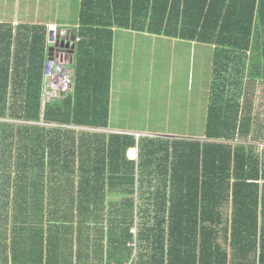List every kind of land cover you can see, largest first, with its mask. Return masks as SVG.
<instances>
[{
    "label": "trees",
    "instance_id": "trees-1",
    "mask_svg": "<svg viewBox=\"0 0 264 264\" xmlns=\"http://www.w3.org/2000/svg\"><path fill=\"white\" fill-rule=\"evenodd\" d=\"M79 18L74 90L61 104L45 106L42 119L46 122L107 125L114 28L215 45L206 141L139 140L140 166L147 168L155 161L164 177L160 182L147 180L156 187L151 197L154 208L145 207L140 213L144 220L140 237L145 235L152 251L145 262L140 256V264H203L201 255L191 252L193 244L198 235L213 238L226 230L222 224L228 207L231 234L254 236L260 204L264 213V150L259 153L256 145L264 143V0H81ZM31 67L24 69L27 76L11 80V88L7 67L4 92L12 93L8 107L13 109L15 103L21 107V114L12 110L13 115L38 121L41 70L39 66L35 74L36 68ZM16 70L19 67L12 72ZM54 131L51 138L38 131L33 151L55 144L56 154L67 152L59 143L63 132ZM129 154L133 156L134 150ZM168 166L169 185L161 173ZM119 180L134 183L133 177ZM166 220L170 244L165 247L162 225ZM210 224L213 227L206 228ZM117 236L122 253L131 238L129 226H123ZM214 264H224L221 253Z\"/></svg>",
    "mask_w": 264,
    "mask_h": 264
},
{
    "label": "crops",
    "instance_id": "crops-1",
    "mask_svg": "<svg viewBox=\"0 0 264 264\" xmlns=\"http://www.w3.org/2000/svg\"><path fill=\"white\" fill-rule=\"evenodd\" d=\"M80 7L81 0H0V264H121L124 261L128 264H140L141 255L143 262L149 260L147 253L152 250L145 235L143 239L140 237L144 221L140 213L145 207L154 208L151 197L156 187L149 185L147 180L160 182L164 177L159 174L155 161L147 168L140 166L139 140L154 138L206 141L204 133L199 138L144 136L139 132L141 130L130 128L128 123L119 124L116 116L122 114V97L126 93L125 80L119 67L120 62L127 60L123 54L125 46L116 45V39L122 40L130 36L140 39L169 38L123 28L113 29L106 126L46 122L42 119L43 112L52 100L43 103L40 99L41 120H25L12 114V110L15 114H21V107L16 103L13 109L8 107L13 99L12 93L4 92L6 68L9 67L8 84L11 88L13 78L18 77L20 80L21 76L26 75L25 68L31 65V68H36L35 74H38L40 66L41 93L45 64L49 59L48 47L52 45L49 40V25H56L62 34L66 31L75 32L74 64L79 40ZM170 39L175 42L177 52L190 53L191 70L192 53L199 44H205L210 50L212 58L206 87L209 98L215 45L183 38ZM64 57L68 60V55ZM17 67L19 70L12 72ZM66 67L72 74V89L68 94L71 95L74 90L75 66L72 69ZM37 129L50 138L55 137L54 130L60 129L63 132L60 137L63 138L59 143L68 151L56 154L55 144L44 146L45 142L42 149L33 151ZM27 143L30 144L29 147L24 146ZM256 145L261 153L264 143ZM131 149L134 150L133 156L129 154ZM161 173L166 176L165 181L169 185L171 168L168 166L166 173ZM131 177L134 183L118 182L120 178L128 180ZM140 180L143 182L140 183ZM93 185L97 190L93 189ZM165 194H170L169 188ZM75 195L77 199L81 196L76 203L73 198ZM28 200L36 207L40 200L46 217L39 219L32 212L29 215ZM260 207L261 204L254 236H246L245 233V236L231 234V221L227 219L231 216V207H228L229 214L224 209L226 220L222 224L226 230L219 231L218 236L213 238L201 239L198 235L193 244L196 247L191 252L196 251L198 256L200 254L203 264H214L220 253L224 264H264V213H261ZM167 215L168 212L165 213L166 218ZM78 217L79 222L84 221L87 228L92 225L90 228L94 229L93 236L97 245L91 250L90 245L84 243L86 240L91 244L90 231H83L82 247L85 251L74 261L73 251L71 247H66L68 242L66 245L64 237L71 234L65 231L66 224L78 222ZM126 225L129 226L131 238L126 241L120 253L117 235ZM169 227L170 221L166 220L162 225L165 247L170 244ZM201 227L199 225L198 229ZM210 227L213 226L206 225V228ZM120 255L122 260L116 263L120 260Z\"/></svg>",
    "mask_w": 264,
    "mask_h": 264
},
{
    "label": "rangeland",
    "instance_id": "rangeland-1",
    "mask_svg": "<svg viewBox=\"0 0 264 264\" xmlns=\"http://www.w3.org/2000/svg\"><path fill=\"white\" fill-rule=\"evenodd\" d=\"M174 43L172 39L162 37L140 39L130 36L116 39V45L125 46L123 54L127 60L120 62L119 67L125 80L126 93L122 97V114L116 118L119 124L128 123L130 128L141 130L139 132L144 136L199 138L204 133L206 123L209 100L206 87L212 55L205 44H199L192 53L191 70L190 53L180 54ZM66 66L72 69L74 64ZM73 198L76 203L81 196L77 199L75 195ZM27 206L29 215L32 212L39 219L46 217L40 200L37 207L30 200ZM228 209L225 210L227 215ZM79 217L76 219L78 222L66 224L65 231L71 234L64 237L66 245L68 242L66 247H71L73 251L74 261L85 251L82 247L83 231H90L91 244L86 240L84 243L90 245L91 250L97 245L94 229L90 228L92 225L87 228L84 221L79 222Z\"/></svg>",
    "mask_w": 264,
    "mask_h": 264
},
{
    "label": "built area",
    "instance_id": "built-area-1",
    "mask_svg": "<svg viewBox=\"0 0 264 264\" xmlns=\"http://www.w3.org/2000/svg\"><path fill=\"white\" fill-rule=\"evenodd\" d=\"M49 30L55 37L57 30L56 25L50 24ZM60 64L56 59H47L45 64L44 80L41 91L43 103L53 99H62L66 97L72 89L71 70ZM121 264H128L124 261Z\"/></svg>",
    "mask_w": 264,
    "mask_h": 264
},
{
    "label": "water",
    "instance_id": "water-1",
    "mask_svg": "<svg viewBox=\"0 0 264 264\" xmlns=\"http://www.w3.org/2000/svg\"><path fill=\"white\" fill-rule=\"evenodd\" d=\"M49 40L52 45L48 47V58L56 59L60 64H72L74 59L75 47V32L66 31L62 34L60 30L56 32L54 37L53 32L49 33ZM68 55V60L64 59ZM51 103L60 104L61 99H53Z\"/></svg>",
    "mask_w": 264,
    "mask_h": 264
}]
</instances>
